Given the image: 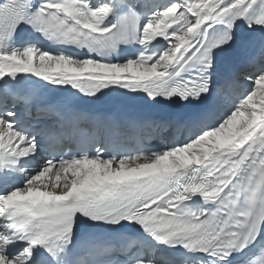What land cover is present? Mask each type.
Listing matches in <instances>:
<instances>
[{
  "label": "snow or ice",
  "instance_id": "1",
  "mask_svg": "<svg viewBox=\"0 0 264 264\" xmlns=\"http://www.w3.org/2000/svg\"><path fill=\"white\" fill-rule=\"evenodd\" d=\"M24 80L77 103L176 107L162 124L183 138L133 147L118 122L79 112L47 124ZM189 254L264 264V0H0V264Z\"/></svg>",
  "mask_w": 264,
  "mask_h": 264
},
{
  "label": "bare ground",
  "instance_id": "2",
  "mask_svg": "<svg viewBox=\"0 0 264 264\" xmlns=\"http://www.w3.org/2000/svg\"><path fill=\"white\" fill-rule=\"evenodd\" d=\"M95 2V0H94ZM259 34H256V39L257 41H259ZM252 57H255L257 60L259 59V44L257 43V45L252 48V49H248L247 51H244L240 54V57H239V62H238V68L241 70L242 68L244 67H248L247 64H246V61ZM241 81L244 82V84H241ZM247 84V85H246ZM247 88H248V82H245L244 80H242V78H239L237 81H236V85H235V92L236 94H240L241 92H244V91H247ZM258 102V101H257ZM23 104H21V109L24 108V106H22ZM44 116V120L45 121H48V117L50 116H47L45 114H43ZM7 143V138H6V141ZM178 143V142H176Z\"/></svg>",
  "mask_w": 264,
  "mask_h": 264
},
{
  "label": "rangeland",
  "instance_id": "3",
  "mask_svg": "<svg viewBox=\"0 0 264 264\" xmlns=\"http://www.w3.org/2000/svg\"><path fill=\"white\" fill-rule=\"evenodd\" d=\"M241 73H242V75H241V77L240 78H242V80H244V78H243V73L244 72H247V71H251V68H249V67H244V68H242L241 70ZM245 82H248V81H246V80H244ZM241 84H244V82H242L241 81ZM247 85V84H246Z\"/></svg>",
  "mask_w": 264,
  "mask_h": 264
}]
</instances>
